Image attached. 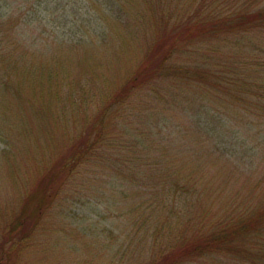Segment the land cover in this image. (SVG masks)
<instances>
[{
  "label": "trees",
  "instance_id": "trees-1",
  "mask_svg": "<svg viewBox=\"0 0 264 264\" xmlns=\"http://www.w3.org/2000/svg\"><path fill=\"white\" fill-rule=\"evenodd\" d=\"M103 2L114 7L117 23L105 20L104 7L94 2L99 19L107 23L101 30L95 24L96 35L104 36L95 43L90 32L68 41L48 37L47 16H54L47 0H0L2 158L13 154L19 138L23 145L32 142L25 125L12 120L20 99L14 86L39 79L36 83L50 90L67 81L70 88L60 109L75 120L87 107L102 103L79 138L70 134L65 139L70 147L59 164L39 168L34 188L24 187L32 207L20 203L11 225L5 223L10 208L3 211L1 227L8 236L0 240V264H11L16 244L38 231L66 184L81 179L89 165L108 169L109 182L119 188L113 196L131 201L125 237L127 248L138 250L132 264H264V0ZM106 26L117 40L109 52L107 46L102 50L112 77L88 69L84 78L93 85L72 86L63 52L84 49L95 56L99 46L111 42L104 40ZM127 47H136L142 57L135 72L121 79L110 60ZM94 85L98 94L88 93ZM58 121L67 128L68 120ZM238 130L255 143L249 145L250 137L243 134L239 140ZM6 161L16 170L11 159ZM211 165L224 170L214 188L211 174L205 173ZM222 194L227 199L219 205ZM142 195L144 200H138ZM216 204L219 211L213 215ZM8 241L10 248L4 246Z\"/></svg>",
  "mask_w": 264,
  "mask_h": 264
},
{
  "label": "rangeland",
  "instance_id": "rangeland-1",
  "mask_svg": "<svg viewBox=\"0 0 264 264\" xmlns=\"http://www.w3.org/2000/svg\"><path fill=\"white\" fill-rule=\"evenodd\" d=\"M94 2L104 7L102 9L105 10L104 12L107 13L108 18L105 20H109L110 23H117V20L113 18L112 9L114 7L110 4L105 6L106 4L102 3V0H47L46 8L54 16V18L50 17V14L47 16L49 21L46 24L48 37L58 35L60 40H76L79 36L87 35L90 32L89 36L96 40L95 43L102 40L104 36L96 35L94 27L97 23L95 29L101 30L105 23L103 24L99 19L100 10L92 6ZM106 29L108 35L106 32L105 36L107 37L104 40L111 42H109V45L105 43V46H99L93 52L96 54L95 56L84 49H78V51L72 53L63 52L61 60L63 65L71 71L72 76H68V80H72V86L89 82V80H85L84 73L88 69H92L98 77L100 74L102 75L100 77L107 76L108 79L109 76L112 77V71L109 72V60H105V57H103L105 53L102 50L107 46L109 52L111 48L113 49V43H116L117 40L116 37L110 38L108 26H106ZM144 42L142 38L140 46H143ZM126 50V53L123 52L115 59L110 60L113 67L116 66L118 75L122 76L121 79L125 75L135 72L136 64L142 57L141 51L138 52L136 47H127ZM99 58L102 61H99ZM39 59L35 60L39 61ZM37 80L39 79L33 80L34 82L30 80L29 83L28 81H26L27 83L22 82V84L14 86V92L20 94V99L15 101L12 108V113L15 116L12 120L15 119L25 125L23 129H27L32 142L23 145V140L19 138L18 142L15 141L16 150H13V154L5 159L2 158V155L6 151V145L5 141L0 139V240L4 235L8 236V229L5 230L3 225L1 227L3 211L10 208L5 223L11 225L13 218L18 214L17 210L20 203H25L27 200V198L24 199L26 194L23 195L24 187L29 184L31 189L34 188L33 176L38 174V169L46 168L49 170L55 168L59 164L60 158L66 154L70 147L69 142L65 139H68L70 134L79 138L78 132L86 129L100 114L99 107L102 103L87 107L84 116L77 114L75 120L68 111L63 112L60 109L62 108L60 103L67 97L64 95L70 88L67 81L59 82L58 87L52 86L50 90H47L39 83L40 81L36 83ZM92 85L93 83L89 82V87ZM95 86L98 85L90 88L92 89L91 92L89 89L86 91L90 94H98ZM103 89H105L106 94H109V85H105ZM49 97L52 99H49ZM59 112L62 113V116L59 114L55 117L52 114ZM59 117L68 120L67 128H61L59 123L61 120L58 121ZM229 122L236 125L238 129L243 130L240 124L233 119H230ZM107 125L109 127V123ZM254 128L255 126L251 125V133ZM240 131L238 130L237 134L239 140H241V134H243ZM13 133L15 134L14 131ZM23 134L25 135V131H23ZM247 136L250 137L247 142L249 145L255 143L252 142V136ZM222 145L223 143L220 144V146ZM22 146L26 149L23 150ZM9 159H11L13 165H17L16 170L6 161ZM219 168L216 165H211L209 167L210 171L205 172L208 173L206 177L211 178L210 174L212 176L210 180L211 185L213 184L212 187L219 184V180L224 177L222 175L224 170L222 169V173ZM108 171V169L103 170L99 166L89 165L82 169L81 172H84V176L81 179L74 181L73 184H66L64 194L57 198L50 209L43 214V219L37 227L38 231L29 239L16 244L11 253V264L134 263L133 252L137 253L138 250L135 249L136 246L134 248L132 245L127 248L129 239L125 237L131 228L132 216L129 215L131 201H127V198H122L118 194L113 196L112 191L119 188L117 184L109 182ZM144 196H140L138 200H144ZM221 196L219 197V205L227 199V196H223V194ZM26 204L28 208L32 207L29 201ZM218 207L216 204L213 208V215L219 211ZM119 233H121V236L117 237ZM139 237L140 235L136 236L134 240ZM11 239L14 243H17L16 238L14 239L11 236ZM11 243V241H8L4 246L10 248ZM0 249L3 250V248ZM137 262L138 260L135 263Z\"/></svg>",
  "mask_w": 264,
  "mask_h": 264
}]
</instances>
